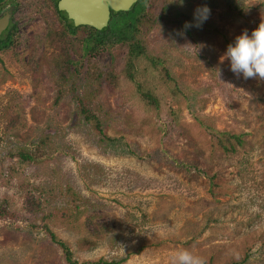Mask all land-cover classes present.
I'll use <instances>...</instances> for the list:
<instances>
[{
  "label": "rangeland",
  "instance_id": "obj_1",
  "mask_svg": "<svg viewBox=\"0 0 264 264\" xmlns=\"http://www.w3.org/2000/svg\"><path fill=\"white\" fill-rule=\"evenodd\" d=\"M14 1L23 28L11 40L21 48L0 53V204L13 214L0 218V264H72L56 241L76 264H170L178 250L204 264H264V78L244 79L220 60L264 22V0H145L132 80L126 45L81 51L86 33H67L56 0ZM205 4L208 19L184 28ZM66 52L79 63L57 74L51 56ZM154 77L156 102L139 93ZM76 96L109 116L104 134L132 154L94 143L93 125L75 117ZM18 114L21 124L5 132ZM27 195L40 200L29 202L37 213L26 211Z\"/></svg>",
  "mask_w": 264,
  "mask_h": 264
},
{
  "label": "trees",
  "instance_id": "obj_2",
  "mask_svg": "<svg viewBox=\"0 0 264 264\" xmlns=\"http://www.w3.org/2000/svg\"><path fill=\"white\" fill-rule=\"evenodd\" d=\"M14 3H16L13 0ZM143 0L140 1L139 3H137L136 6H133V8L131 10H129L128 12H120L117 15V20H115L116 22H113L112 25L109 28H106L102 31H96L92 28H87V27H79L78 29L76 28H71V27H66L69 34H74L78 31L82 32L83 34L86 33L84 39H85V44L83 45V42H79V46H80V50L82 51L84 48L83 47H89L92 46H98V45H102L103 43H105V41L107 40L109 41H116V42H120V44L122 46L126 45L125 50H126V55L124 57V63L122 61V64L126 65V69H129V74L128 77L130 80H132L134 78V72H133V64H135V60L139 57V55L143 56L144 53V49L143 46L138 42L137 38H136V29H135V25H136V21L138 20L137 15L139 14V12H141L142 10V4H143ZM55 12L57 11V6L55 4ZM231 11H235V10H231ZM57 14V12H56ZM61 20V19H59ZM112 38V40H110V37ZM66 38V37H65ZM67 40V39H65ZM75 40V38H74ZM78 39H76L75 41H77ZM69 40H67V43ZM74 42V41H73ZM71 44V43H70ZM83 46V47H82ZM9 47V44H5V40H0V53L4 50L7 49ZM68 52H69V48H68ZM146 60L148 62H152L153 61H157L158 65L159 62L158 60H155V58L152 57H145ZM53 60V62H52ZM49 63H52V66L54 68V70L57 72V74H62L63 72H65L68 68L69 65H76L79 62H77L76 59L70 57V55L66 52L63 55H57V57L53 58V56H51V59L49 61ZM160 66H162V62L160 64ZM76 67V66H75ZM73 68V67H72ZM132 73H131V71ZM147 70L146 67H143V71ZM164 75L165 77H160V83H162L164 85L163 88H169V83L171 81V77L170 74L164 69ZM60 77L57 76L56 78H54L55 80H58ZM142 80V79H141ZM144 81L142 80L141 82V87L139 88V93L140 95H145L147 97H150L154 102H156V95L160 89L159 86V82H157V79L154 77V82H148V81ZM118 88V87H116ZM58 91V90H57ZM181 90H177V93H182L180 92ZM60 93V91H59ZM74 99L76 100V110H75V117L77 118H82L84 119V122H90L93 127L96 130V134L94 135L93 139H94V143L96 144H103L104 147L109 148V150L111 152H113L114 154H123V155H127V154H132V152H128V150L124 147V145L121 142L116 141V139L114 138H109L104 134V129L107 128V123L109 121V116H107V118H100L99 113H97L94 108H91V106L89 107L86 103H89L88 101H85L84 97L82 96H76L74 97ZM152 101V103H153ZM17 115V114H16ZM11 121L8 122V124H5L4 127V131L8 132L12 131L13 129H16L17 126L19 124H21V121L19 119V114L18 116H16L14 119H11ZM77 124V121L75 122V125ZM210 133H212L213 135H215L217 141L219 142V144L223 147L226 143H230V139L231 137H229L227 134L222 133V132H218V131H214L213 128H210ZM98 136V139H97ZM51 135L49 133L46 134L45 136V140H41V145L44 146L45 144H47V141H50ZM54 153V151H52V149H49L48 152L46 154H42L39 157V159H43V158H48L50 156H52ZM15 156V154L11 153V157ZM16 156H19L20 158H23L25 160H32L33 157L32 155H28L27 153H20ZM28 196V198H27ZM26 198V211L28 212H33V211H37L34 209H38L40 206V200L36 199L35 197H31L30 195H27ZM34 198L36 201L35 202V206L38 208H32L31 204L29 203L30 200ZM37 213V212H36ZM13 218V214H9V212H7L6 210H4V206L0 204V218L2 219H10ZM45 218L48 217V215L44 216ZM43 217V218H44ZM87 223L88 220H86ZM90 227L92 225H89ZM51 238L53 241H56V239L54 238V235L52 234V232H49ZM84 240V239H83ZM59 242V244L61 245V247L64 250V254H65V258L66 261L68 263H72V264H76V262L74 260H72V256H71V251L69 250V248L63 244L60 241H56ZM107 262L104 261L103 259H100L98 261V264H106ZM119 263V262H118Z\"/></svg>",
  "mask_w": 264,
  "mask_h": 264
},
{
  "label": "clouds",
  "instance_id": "obj_3",
  "mask_svg": "<svg viewBox=\"0 0 264 264\" xmlns=\"http://www.w3.org/2000/svg\"><path fill=\"white\" fill-rule=\"evenodd\" d=\"M183 4L184 0H175ZM210 8L205 4L198 6L193 13V21L185 22L184 28L200 27L210 15ZM228 59L230 71L244 79L259 76L264 78V22L251 31H242L226 47L220 60ZM170 264H204V260L189 250H178L169 257Z\"/></svg>",
  "mask_w": 264,
  "mask_h": 264
},
{
  "label": "water",
  "instance_id": "obj_4",
  "mask_svg": "<svg viewBox=\"0 0 264 264\" xmlns=\"http://www.w3.org/2000/svg\"><path fill=\"white\" fill-rule=\"evenodd\" d=\"M137 0H59L57 8L64 11L74 26H89L102 30L114 12L129 10ZM0 27L5 21H0Z\"/></svg>",
  "mask_w": 264,
  "mask_h": 264
},
{
  "label": "flooded vegetation",
  "instance_id": "obj_5",
  "mask_svg": "<svg viewBox=\"0 0 264 264\" xmlns=\"http://www.w3.org/2000/svg\"><path fill=\"white\" fill-rule=\"evenodd\" d=\"M59 0H56V6ZM142 0H137V2L134 5H137V3H139ZM145 1V0H143ZM133 5V6H134ZM133 6L129 9L131 10L133 8ZM127 10V12L129 11ZM15 11H16V3L13 2V0H0V21H5V23L0 27V40H5V44H9V46H16L17 44H19V41H13L11 40V33L13 34L15 30H17V34L16 35H21L22 33V22L23 20H17L16 21L18 23H15L14 20V15H15ZM57 17L58 19H61V22L64 24L65 27H71V28H79V27H87V28H92L89 26H74L73 21L68 19L66 13L64 11H59L57 8ZM120 12H126V11H118V12H114L112 10H110L109 12V19L107 21L106 26L102 29H106L109 28L113 22H116L115 20H117V15ZM30 19V17H29ZM1 23V22H0ZM15 24H17V26H15ZM94 29V28H92ZM96 30V29H94ZM102 30H96V31H102ZM75 38V37H74ZM20 40V39H19ZM13 42V43H12ZM24 44L26 45L27 42L25 41ZM17 51L18 48L21 47H14ZM25 46L23 45V49L25 50Z\"/></svg>",
  "mask_w": 264,
  "mask_h": 264
}]
</instances>
